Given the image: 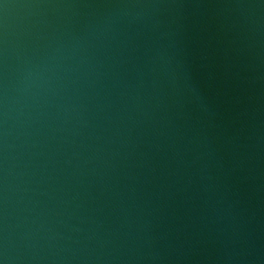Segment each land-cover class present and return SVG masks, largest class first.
Wrapping results in <instances>:
<instances>
[{"label": "water", "instance_id": "95a60500", "mask_svg": "<svg viewBox=\"0 0 264 264\" xmlns=\"http://www.w3.org/2000/svg\"><path fill=\"white\" fill-rule=\"evenodd\" d=\"M0 264H264V0H0Z\"/></svg>", "mask_w": 264, "mask_h": 264}]
</instances>
